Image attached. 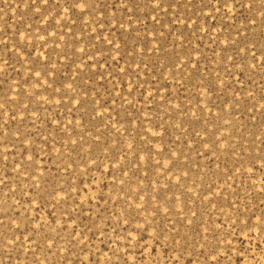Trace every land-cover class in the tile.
Segmentation results:
<instances>
[{
  "label": "rangeland",
  "instance_id": "obj_1",
  "mask_svg": "<svg viewBox=\"0 0 264 264\" xmlns=\"http://www.w3.org/2000/svg\"><path fill=\"white\" fill-rule=\"evenodd\" d=\"M79 3L86 7L76 8ZM261 13L264 0H47L46 3L0 0V104L4 105L0 108V264H264V15ZM192 21L195 23L189 27ZM121 23H125L127 31L119 26ZM201 26L207 31H200ZM21 35L25 36L23 41ZM40 36L45 39L40 40ZM103 36L118 42L120 53L112 52L113 45L105 44L100 39ZM155 43L158 47L153 49ZM92 44H98L109 54L101 59H87L96 51ZM83 47L85 52L75 53V48ZM136 47L144 51L137 53ZM37 52H43L47 60L41 61L35 55ZM191 53L201 59L196 61L189 55L187 60ZM101 56L97 52V57ZM113 56L119 57L113 61ZM184 60L187 62L182 64ZM52 63L56 69L48 70L54 76L42 74L36 78L32 74L40 64ZM102 63L105 65L100 68ZM176 63L181 66L176 68ZM193 63L195 69L191 67ZM117 67H126L129 76L125 77L126 82L130 80L135 85L137 80H147L145 88L149 85L156 88L151 77L157 76L159 86L169 90L157 93L165 95V99L151 97L156 102L148 104L144 100L145 88L138 87L129 94L127 83L114 71ZM163 73L167 80L163 79ZM99 74L104 76L103 80L95 79ZM45 79L47 84L43 83ZM218 80L225 82L222 89L216 87ZM69 82L75 92L63 89L62 85ZM34 83L40 87L33 88ZM56 88L61 90L57 92ZM95 90L100 93L95 100L100 102L99 107H107L108 114L93 119ZM114 91H120L122 96L114 97ZM39 96H46L52 103L38 101ZM123 96L138 107L126 104L119 107L124 104ZM76 98L81 99V105L73 106L71 101ZM57 99L61 101L58 105ZM25 103L28 107L22 108ZM174 105L180 107L173 108ZM101 108L98 110L104 112ZM33 111L37 113L31 116ZM192 111L197 113L196 117L191 116ZM21 116L23 120L19 119ZM53 119L60 120L71 136L57 132ZM69 119L81 123V127L67 124ZM107 121L116 124L120 131L111 124L105 127ZM97 128L101 131L97 132ZM145 129L164 134L153 137ZM89 132L100 135L101 141H93L87 135ZM141 135L162 151L157 154L150 144L140 140ZM43 136H48V141ZM25 137L29 138L25 145L32 149H23L21 141ZM69 138L77 139L85 149L91 146L90 153L77 156L78 148L62 144ZM114 143L116 147L111 149L107 160L105 146ZM130 143L133 148L127 149ZM58 147L61 160L72 162L70 153L80 161L81 169L89 158L96 156L102 169L110 167L100 187L105 194L111 192L113 199L122 198L107 205L104 196L97 197L99 203L84 201L91 206L93 216L97 207L105 216L119 215L117 209L126 215L131 213L135 222L140 223L148 216L151 224L145 225L142 239L148 238V231L160 228L168 235V242L154 241L152 245L141 246V242H133L126 236L128 231L138 230L123 226L113 231L110 220L105 222L103 237L89 233L94 243L77 247L74 241L68 242L67 223L72 217L61 218L53 213L70 211L78 203L79 195L84 200L85 194L79 192L70 194L55 208L52 207L55 202L51 201L46 208H33L29 213L31 199L39 190L34 186L28 188L27 184L34 182L21 175L27 167L23 157L27 151L35 154L36 150L39 153L36 158H41L38 171H45L46 184L41 187L51 191L56 184L64 183L67 191L72 172H64L63 164L57 169L46 155L51 149L55 157ZM41 148L45 151H40ZM140 149L149 154L146 161L147 153H141L146 161L143 165L138 160ZM171 153L175 155L171 157ZM114 155L124 157L119 170L111 169ZM18 165L20 172L13 171ZM123 171H128L130 178L123 177ZM141 171L148 175L142 176ZM185 172L187 176H183ZM95 175L100 177V173ZM119 179H125L124 186L119 185ZM139 183V190L132 193L130 187ZM88 194H96L95 186ZM140 195L145 196L143 202L138 199ZM137 203H143L144 207L136 209ZM161 208L169 212L164 214ZM141 212L144 214L139 215ZM58 218L63 220L61 228H57L61 223ZM35 223H40L41 229L32 230ZM76 231L72 229L73 233ZM26 234L27 241L23 238ZM49 238L53 241L51 248L47 247ZM84 255H88L87 261L83 260Z\"/></svg>",
  "mask_w": 264,
  "mask_h": 264
},
{
  "label": "snow or ice",
  "instance_id": "obj_2",
  "mask_svg": "<svg viewBox=\"0 0 264 264\" xmlns=\"http://www.w3.org/2000/svg\"><path fill=\"white\" fill-rule=\"evenodd\" d=\"M44 2L46 3L47 0H44ZM157 6H158V4H157ZM75 7L78 8V9L83 10L86 7V5L84 3H79V4H76ZM228 10L231 11V9H229V7H228ZM36 11L38 12L39 9H36ZM66 11L67 10H65V12ZM153 19H155V17H153ZM86 22L87 21H85V23ZM57 23H59V21H57ZM73 23H75V22H73ZM194 23H195V21H192L188 26L191 27L192 24H194ZM112 26L115 27V24H113ZM119 26L121 28H123L125 31L128 30V28L125 29V23H121ZM199 30L203 31V32L207 31V29L203 28L202 26L200 27ZM91 31L92 32H96L97 30L96 29H91ZM49 35H55V33H49ZM137 35H139V34H137ZM161 35H163V34L161 33ZM180 37H182V36H180ZM63 38L64 37H60V39H63ZM24 39H25V36L21 35L20 36V40L23 41ZM39 39L40 40H44L45 37L44 36H40ZM79 39L80 38H77V40H79ZM100 39H102L105 44L113 45L114 51H112V52L120 53L119 51H117V50H119L121 48V45L118 42L114 43L112 39L108 38V36H103L102 38L100 37ZM177 40H180L179 37H177ZM155 44H156V47H154L153 49H156L158 47L157 43H155ZM225 44H227V43H225ZM91 47L95 48L96 51H95V53L93 55H89L88 56L87 59H89V60L101 59V58L105 57L107 54H109L108 51L99 48L98 44H92ZM85 50H86V47L75 48V53H77V52L83 53V52H85ZM143 51H144V49H141V48H138V47L135 48V52H137V53L143 52ZM240 51L243 52L244 49H241ZM97 52L101 53L102 56L101 57H97ZM35 55L38 56L41 61L47 60V57L44 55L43 52H37ZM129 55L131 56V55H133V53L129 52ZM189 55H191V57L193 59H195L196 61H199L201 59V56L194 58L193 57V53H191V54L187 55V60L189 58ZM118 57L117 56H113L111 59L114 61V60H117ZM177 59L179 60L180 57H178ZM187 60L182 61V64L186 63ZM81 64L84 65L83 62H81ZM104 65L105 64L102 63V64L99 65V67L102 68ZM180 66H181V64H178V63L175 64L176 68H179ZM77 67H79V65H77ZM136 67H139V65H136ZM191 67L193 69H195L196 68V64L195 63L191 64ZM49 68L56 69L54 63H52L50 65H48V64H40L39 66H37L33 70L32 74L36 78H40L42 76V74H44L46 76H49V77L54 76V73L52 71L48 70ZM81 70H83V69H81ZM156 70L158 71L159 69H156ZM96 71H97V69L96 70H92L93 73H95ZM114 71L116 73L118 72V75L120 77H122L124 79V81H125V77H129L128 74H127L126 67H123V68L122 67H117V68L114 69ZM171 71H172V69L169 68L168 72H171ZM162 76H163L164 80H167V77L165 76V73H163ZM96 77H99L102 80L104 79V76L102 74L96 75L95 79H96ZM151 79L157 85L156 88H153V87H151V85H149V87L152 90H149V87L145 88V85L148 84L147 80H145L143 82H141L140 80H137L135 85L133 83H131L130 80H128L127 82L125 81L127 83V92L129 94H131L133 92L134 88H136V87L145 88L144 100L148 104H151L152 102H156L155 100H150L149 98H151V97H156L157 100L159 98V101H163L165 99V95L161 96L159 94L157 96V93H161V89H165V90H167V92L169 90L166 87L162 88V87L159 86L160 85V80L158 79L157 76H155V79H153L152 77H151ZM43 83L47 84L48 80L45 79L43 81ZM215 83H216V87L219 88V89H222L224 87V84H225V82L222 81V80H218ZM32 87L33 88H38V87H40V85L34 83V84H32ZM62 87H63V89L69 90L71 92H75L76 91V89L73 87V84L70 83V82L69 83H64L62 85ZM60 90H61L60 88H56L55 89V91H57V92H59ZM93 93L95 94L93 96V101H94L93 102V111L95 112V116L93 117V119H95V117H102V116H104V115H106L108 113H107V107H102V108L99 107V103L100 102L95 100L96 95L100 94L99 91L95 90V91H93ZM30 94L31 93H29V95ZM112 95L114 97H121L122 93L120 91H114L112 93ZM12 99L15 100L16 97L13 96ZM122 99L124 101V104L119 105V107L123 108L125 104L126 105H133V100H129L127 96H123ZM37 100L38 101H44L45 103H52V101H49L46 96H39V97H37ZM170 102L171 101H169V103ZM55 103L58 105V104L61 103V101L59 99H57L55 101ZM71 103L73 104V106L81 105V99H79V98L73 99L71 101ZM113 104L115 105V100H113ZM225 105L229 106V107H232L231 104H225ZM133 106L134 107H138V105H133ZM3 107H4V105L0 104V108H3ZM21 107L22 108H27L28 105L25 103V104H22ZM179 107H180V105H174L173 106V108H179ZM98 108L104 109L105 111L101 112V111L98 110ZM81 109H84L83 106H81ZM69 111H71V109H69ZM208 111H211V110L208 109ZM36 113L37 112L33 111L31 113V116L36 114ZM127 115L131 116L132 114L131 113H127ZM191 116L192 117H196L197 113L195 111H192L191 112ZM23 118L24 117L21 116L19 119L23 120ZM147 119L149 121H151V117H147ZM53 120H55L56 131L57 132L64 133V134H66L69 137L71 136V133H69L67 127L61 125L60 120H58V119H53ZM53 120L51 121V123H53ZM6 122H7V120L5 121V123ZM73 123H75L77 128L81 127V123H78L76 121L73 122L71 119L67 120V124H73ZM224 123H228V121L225 120ZM107 124H111V126L113 128H115L117 132L120 131V129L116 128V124H112L111 121H107L104 126L106 127ZM123 126L124 125L121 124V127H123ZM174 127L180 128V125H174ZM81 130H83V129L81 128ZM96 131L100 132L101 128H97ZM185 131H186V129H185ZM145 132L150 134L153 137H162L163 134H164L163 132H152L150 129H145ZM196 134L198 136H200L199 132L196 133ZM87 135L93 141H95L97 143H99L101 141V139H102V137L100 135L93 136L91 132L87 133ZM52 139H53V141H56V137H53ZM81 139H82V137H81ZM177 139L179 140L180 138L178 137ZM26 140H29V138L25 137L21 141L23 149H25V150L32 149V147H30L28 145H25V141ZM43 140L44 141H48V136H43ZM140 140L150 144L151 148L154 149L157 154H159L162 151V148H156L151 143V141H148L147 137L145 135H141L140 136ZM217 140H219V137H217ZM30 143H35V141H30ZM53 144H55V143L53 142ZM62 144H71L74 148H78L77 153H76L77 156H80L81 154L88 155L90 153V147L91 146H89L88 149H85L84 146H80L79 145V141L77 139H73V138L65 139V140L62 141ZM206 144H209V143H204V145H206ZM115 147H116V143L111 144L110 146H105V148L108 149V152L105 155V159H107V157L110 155L111 149L115 148ZM126 148L127 149H132L133 148V143L128 144ZM3 151H5V149H3ZM40 151L43 152V151H45V149L41 148ZM56 152H57V155L55 157H52V153H51V149H50V151L46 152V155H48L49 157L52 158V160L54 161V164L57 167V169H59L61 164H63V166H64L63 167V171L64 172H68V171L72 172V179L70 181V186L68 187L67 191L64 190V183L63 184H56L55 186H53L51 191H49V189L47 187H43V188L41 187V184H46V181L44 179L45 178V176H44V172L45 171L44 170L38 171V162H39V160L41 158H36L37 155L39 156V153H37L36 150H35V154H34L33 151H27V154L23 157V160L27 164V167L24 168L23 172H21V175L23 177H30L31 180L34 182L33 185L27 184L28 188L34 186V187H36L39 190V191H37L35 193V195L31 199V204L28 206L29 213L32 212L33 208H40V209L46 208L48 206V202H51V201L55 202V204L52 205V207L55 208L56 206L60 205L61 202L66 201L70 194L71 195H75L76 193L79 192L81 194H85L84 195V200H80L79 199L80 195H79L78 197H76V199L78 200V203L73 204V206L71 207L70 211H68L67 213H65V212H54L53 213L54 215H56L58 217H61V218H66L69 215L72 217L71 220L67 223L68 232L66 233V237H70V240L68 242L74 241L75 245L77 247L80 246V245L94 243V241H90L89 233L95 232L96 235H98L100 237H103L104 234H105L104 233L105 222L109 221V220L112 221L113 231H115L116 228H120V227H123V226H128L129 228L138 230L136 232L128 231L126 233V236L127 237H131V240L133 242H138V241L141 242V246H143L145 244L146 245H152L154 241H159L162 244L168 242V240H169L168 235L165 234L163 232V229H160V228H153L151 231H148V233H147L148 238L147 239H142V232H143V230H145V225L146 224H151V221L148 219V216H144V222L140 223V222H135L136 217L133 216L131 213H128L126 215L124 211L119 210V209H117V211L119 212V215L105 216V215H103L101 213V210H100L99 207H97L95 209L96 215L93 216L91 206L88 203L85 204L84 201L89 202V200H92V201H96L97 203H99V201L97 200V197L98 196H104L105 197V201L104 202L107 205V203L109 201H114V200H116L118 198H122V197L116 196V199H113L111 192H109L108 194H105V192H103L101 187H100L101 184L104 183V180H105L104 174L109 173L110 167L107 168V169H102L99 157L96 156L95 158H89L87 160V163L83 165V169H81L80 161L72 158L70 153H69L68 156H69L70 159H72V162H70L69 159H68L67 162H65L64 159L61 160L62 152H61V148L60 147H58L56 149ZM141 153H147V152H145L143 149H140L139 154H138L139 165H143V164L146 163V161L149 160V154L148 153H147V160L146 161L144 160V157L141 155ZM170 155L172 157L175 154L171 153ZM4 159L7 160V156H5ZM89 161H91V163H89ZM110 162H111V169L119 170L121 168V165L123 164L122 162H124V157L123 156H119V155H114L113 156V161H110ZM155 163L159 164L160 162L159 161H155ZM74 164H75V167H74ZM139 165H137V167H139ZM168 168L169 167L165 166V169H168ZM13 171L20 172V166L18 165L16 167H14ZM141 172L143 173L142 176H144V177H146L148 175V173L146 171H141ZM95 173H100V177L97 178ZM122 176L130 178V176H128V171H123L122 172ZM183 176H187V173L186 172L183 173ZM73 177H75V179H73ZM85 178H87V179H85ZM119 180H120L119 185L120 186H124L125 185V179H119ZM0 183H2V181H0ZM113 183L116 184V179L115 178H113ZM23 185H22V187H23ZM94 186H95V193L96 194L95 195L88 194V193L93 191V187ZM105 187H107L108 189H112L111 187H108V185H105ZM140 187H141V185L139 183L137 185V187H130V191L132 193H136L139 190ZM57 188H59L60 190L57 191L56 190ZM121 190H122V187H121ZM12 191H15V189H12ZM24 194L26 196L30 195L28 192H25ZM61 194H63V195H61ZM138 199L141 202H143L145 200V196L144 195H140L138 197ZM167 199H169V197ZM15 203H16V201H15ZM134 207L139 210V209H142L144 207V204L143 203H137V204L134 205ZM160 210L164 214H167L169 212V209L168 210H164V209L161 208ZM104 211H107V208H105ZM142 214H144V213H142V212L139 213V215H142ZM152 215H155V213H152ZM192 215L195 216V213H192ZM61 218H58L61 221V223L59 224V226L57 228L63 227V220ZM40 219H41V221H44L45 223H47V221L43 220V218L41 216H40ZM97 221H99V222H97ZM56 222H57V219H56L55 223ZM70 222H71V224H70ZM13 223H15V222H13ZM189 223H191V222H189ZM16 227H21V225L20 224H16ZM31 227H32V230H34V231L35 230H39V229H41V224L40 223H35V224H32ZM70 227H71V230H69ZM74 228L77 229V231L75 233L72 232V229H74ZM163 228L166 229L167 225L165 224L163 226ZM52 231L54 232L55 229H52ZM28 233H31V235L33 234L32 231H30ZM36 234L38 236H42L43 235L42 232H36ZM23 238H24L25 241H27L29 236L26 234V235H24ZM116 238L117 239H121V237H116ZM17 239H20V237H17ZM8 243L11 244L12 241L9 240ZM52 246H53V241L50 238L47 239V247L51 248ZM83 260L87 261L88 260V255H84L83 256Z\"/></svg>",
  "mask_w": 264,
  "mask_h": 264
},
{
  "label": "clouds",
  "instance_id": "obj_3",
  "mask_svg": "<svg viewBox=\"0 0 264 264\" xmlns=\"http://www.w3.org/2000/svg\"><path fill=\"white\" fill-rule=\"evenodd\" d=\"M228 7H229V9H231V5H229ZM261 15H264V13H261ZM105 255H107V254L105 253ZM132 259H133L132 257H129V260H132Z\"/></svg>",
  "mask_w": 264,
  "mask_h": 264
}]
</instances>
